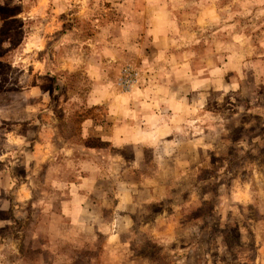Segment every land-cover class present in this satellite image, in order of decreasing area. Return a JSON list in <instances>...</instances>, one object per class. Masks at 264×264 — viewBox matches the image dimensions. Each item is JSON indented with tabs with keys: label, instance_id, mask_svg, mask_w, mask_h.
Returning a JSON list of instances; mask_svg holds the SVG:
<instances>
[{
	"label": "rangeland",
	"instance_id": "1",
	"mask_svg": "<svg viewBox=\"0 0 264 264\" xmlns=\"http://www.w3.org/2000/svg\"><path fill=\"white\" fill-rule=\"evenodd\" d=\"M0 264H264V0H0Z\"/></svg>",
	"mask_w": 264,
	"mask_h": 264
}]
</instances>
